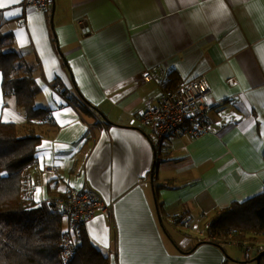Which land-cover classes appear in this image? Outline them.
I'll return each mask as SVG.
<instances>
[{
    "label": "crops",
    "instance_id": "crops-1",
    "mask_svg": "<svg viewBox=\"0 0 264 264\" xmlns=\"http://www.w3.org/2000/svg\"><path fill=\"white\" fill-rule=\"evenodd\" d=\"M53 4V13L52 4L49 13L25 10L22 2L0 9L1 31L34 67L35 106L51 115L35 130V203L90 189L112 205V216L95 214L83 235L109 264L230 262L207 227L218 212L264 188V0ZM14 10L21 14L9 18ZM146 74L154 80L145 83ZM170 74L174 88L207 80L210 131L164 139L151 184L144 178L155 139L140 116ZM1 81L0 74V121L18 124L22 113L4 105ZM64 93L90 106L73 108Z\"/></svg>",
    "mask_w": 264,
    "mask_h": 264
},
{
    "label": "trees",
    "instance_id": "trees-1",
    "mask_svg": "<svg viewBox=\"0 0 264 264\" xmlns=\"http://www.w3.org/2000/svg\"><path fill=\"white\" fill-rule=\"evenodd\" d=\"M33 73L34 67L14 48L12 34L2 32L0 24V74L4 105L13 103V108L23 116V121L18 124L0 121V264H63L60 255L64 221L50 210L47 203L50 198L39 205L34 201L37 179L31 174V171L36 172L31 164L41 141L35 130L51 120H46L49 113L45 109L34 105L38 88ZM175 83V76L170 74L163 89L172 90ZM64 96L77 107L90 106L82 98ZM66 196L51 198L65 199ZM207 235L221 246L237 242L240 247L242 242L247 241L252 249L259 248V245L264 247V188L260 194L232 203L218 212L209 222ZM68 264L109 262L83 236Z\"/></svg>",
    "mask_w": 264,
    "mask_h": 264
},
{
    "label": "built area",
    "instance_id": "built-area-1",
    "mask_svg": "<svg viewBox=\"0 0 264 264\" xmlns=\"http://www.w3.org/2000/svg\"><path fill=\"white\" fill-rule=\"evenodd\" d=\"M51 4L52 0H23L22 2L25 10L32 9L43 13H49ZM79 24L82 25V23ZM153 80L154 77L151 74H146L143 77L145 83ZM229 82L234 84L232 80ZM209 91V85L205 78H197L188 83H182L172 90H163L155 105L148 107L141 114L142 124L152 129L158 156L159 145L167 137L196 138L210 131ZM65 103L74 108V105L67 98ZM46 120H51L50 114L46 116ZM31 168L39 172L35 160L32 162ZM47 171L53 173L52 169H47ZM47 203L50 210L58 214L67 225L61 243L60 257L63 264L72 261L74 252L82 240V231L85 229L87 221L95 214L110 218L112 213L110 205L90 189L71 190L65 199L50 198ZM184 223L188 224L189 219H185ZM193 232L203 236L197 226L193 228ZM240 246L245 253V258H248L250 253L257 255L264 251V247L261 245L259 248L252 249L247 241L242 242ZM262 260L264 264V257Z\"/></svg>",
    "mask_w": 264,
    "mask_h": 264
},
{
    "label": "rangeland",
    "instance_id": "rangeland-1",
    "mask_svg": "<svg viewBox=\"0 0 264 264\" xmlns=\"http://www.w3.org/2000/svg\"><path fill=\"white\" fill-rule=\"evenodd\" d=\"M34 105H35V101H34ZM157 163H160V161ZM143 182H145L144 179L140 181V184H142ZM110 207L112 208V205H110ZM112 214H113V208H112L111 216H112ZM166 227L171 231L172 236L175 238L176 234H178V233L175 232L174 230H172L169 225H167ZM194 234L200 236V234L197 232H194ZM204 241L206 242L207 240L205 239ZM223 247L227 251L226 256H227L228 260L230 261L227 264H256L254 261H252L256 255L254 253H250L249 257L245 258V253L242 250V247L241 246L239 247V244L237 242H235L234 245L233 244L232 245L225 244V245H223Z\"/></svg>",
    "mask_w": 264,
    "mask_h": 264
},
{
    "label": "water",
    "instance_id": "water-1",
    "mask_svg": "<svg viewBox=\"0 0 264 264\" xmlns=\"http://www.w3.org/2000/svg\"><path fill=\"white\" fill-rule=\"evenodd\" d=\"M53 10H54V4H53V0H52V13H53ZM50 24L52 25V14L50 16ZM158 164L159 163L156 164V169H157ZM150 182H151V184H153V174L150 175ZM152 189H153V187H152ZM156 197H157L156 193H155V191H153V198H154L155 204L157 205V203H156L157 198ZM213 245H216V244H213ZM216 246H218L224 252L221 245H216ZM263 257H264V251L257 254L252 261H254L256 264H260Z\"/></svg>",
    "mask_w": 264,
    "mask_h": 264
},
{
    "label": "snow or ice",
    "instance_id": "snow-or-ice-1",
    "mask_svg": "<svg viewBox=\"0 0 264 264\" xmlns=\"http://www.w3.org/2000/svg\"><path fill=\"white\" fill-rule=\"evenodd\" d=\"M22 2V0H9V3L6 4L4 3V0H0V9L2 8H5V7H9V6H14V5H17V4H20ZM21 14L20 11L18 10H14V11H10L8 12L6 15L9 17V18H12V17H16V16H19ZM39 190H37L38 192ZM106 246V245H105Z\"/></svg>",
    "mask_w": 264,
    "mask_h": 264
},
{
    "label": "bare ground",
    "instance_id": "bare-ground-1",
    "mask_svg": "<svg viewBox=\"0 0 264 264\" xmlns=\"http://www.w3.org/2000/svg\"><path fill=\"white\" fill-rule=\"evenodd\" d=\"M23 2V1H22ZM176 88V87H175ZM174 89V88H173ZM164 90V89H163ZM162 90V91H163ZM161 91V92H162ZM163 142V141H162ZM161 142V143H162ZM161 143H160V145H159V156L156 154V152H157V146H156V144L155 145H153V147H154V151H155V159H154V163H153V166H152V168H151V170L148 172V174H147V176L144 178V179H146L147 177H149V175H151V174H155V172H156V164H157V162H159L161 159ZM158 160V161H157Z\"/></svg>",
    "mask_w": 264,
    "mask_h": 264
}]
</instances>
